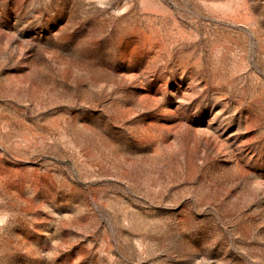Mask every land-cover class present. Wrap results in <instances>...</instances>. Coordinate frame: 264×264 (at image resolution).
<instances>
[{
  "label": "rangeland",
  "instance_id": "374dc122",
  "mask_svg": "<svg viewBox=\"0 0 264 264\" xmlns=\"http://www.w3.org/2000/svg\"><path fill=\"white\" fill-rule=\"evenodd\" d=\"M0 264H264V0H0Z\"/></svg>",
  "mask_w": 264,
  "mask_h": 264
}]
</instances>
